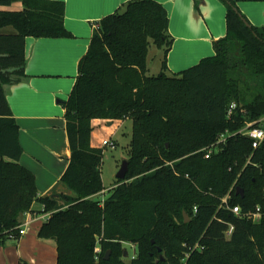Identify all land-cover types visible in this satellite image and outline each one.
<instances>
[{
    "label": "trees",
    "instance_id": "obj_1",
    "mask_svg": "<svg viewBox=\"0 0 264 264\" xmlns=\"http://www.w3.org/2000/svg\"><path fill=\"white\" fill-rule=\"evenodd\" d=\"M17 1L20 10L0 8V244L17 237L20 215L39 202L50 215L38 237L56 245L57 264H124V243L136 247L130 264H264V141L252 148L238 133L264 117V26H247L236 2L222 0L226 33L212 42L214 54L167 74L173 38L161 3L128 0L102 17L62 103L70 157L60 179L73 195L38 197L33 173L19 163L4 86L26 77L27 36L72 35L62 1L0 6ZM150 44L163 52L157 75L146 73ZM94 119L132 127L128 171L103 200ZM225 132L232 135L205 158L201 149ZM226 195L239 215L220 206ZM257 207L258 220L245 216Z\"/></svg>",
    "mask_w": 264,
    "mask_h": 264
},
{
    "label": "crops",
    "instance_id": "obj_2",
    "mask_svg": "<svg viewBox=\"0 0 264 264\" xmlns=\"http://www.w3.org/2000/svg\"><path fill=\"white\" fill-rule=\"evenodd\" d=\"M60 1L64 3V27L72 36H27L24 40L26 77L4 86L8 105L18 125V142L22 149L19 163L33 173L38 197L73 195L60 179L70 157L62 103L74 85L79 60L88 49L98 21L128 0ZM156 1L167 11L168 31L173 38L166 55L167 74L184 70L214 54L212 42L226 33V7L222 0ZM234 1L249 24L264 26V0ZM21 7L20 3L19 9L13 10ZM146 73L153 74L149 72L147 60ZM125 121L94 119L91 125L116 123L118 129ZM90 143L95 147L102 146L92 141L91 134ZM102 185V191L97 194L101 200L106 192L103 180ZM58 202L62 207L67 205L62 199ZM48 213L50 215V212L42 211L39 202H34L29 211L20 215L19 225L26 222L25 232L0 244V264H20V261L57 264L56 245L38 237L39 229L49 218L45 216Z\"/></svg>",
    "mask_w": 264,
    "mask_h": 264
},
{
    "label": "rangeland",
    "instance_id": "obj_3",
    "mask_svg": "<svg viewBox=\"0 0 264 264\" xmlns=\"http://www.w3.org/2000/svg\"><path fill=\"white\" fill-rule=\"evenodd\" d=\"M19 1L13 2L8 6H0L1 9H19ZM149 52L147 57L148 69L150 75H157V69L161 66V59L163 52L157 49L153 44L149 46ZM131 120L127 119L125 124H122L116 128V123L109 125V123H98L92 126L91 138L92 141L98 143L101 146L103 138L115 140L116 146L111 149L110 147H103L102 163H101V177L106 188L103 198L108 194V191L116 183V173L119 169L122 160L127 159L129 155V142L131 138ZM100 200L102 197H98ZM124 248L127 251V256L123 257L124 264H130V260L136 254V247L131 243H124Z\"/></svg>",
    "mask_w": 264,
    "mask_h": 264
},
{
    "label": "built area",
    "instance_id": "obj_4",
    "mask_svg": "<svg viewBox=\"0 0 264 264\" xmlns=\"http://www.w3.org/2000/svg\"><path fill=\"white\" fill-rule=\"evenodd\" d=\"M235 108V103H232L229 107V111H228V114L231 113V110ZM239 134H242V135H246L248 136L250 139H251V146L252 148H257L261 145V143L264 141V117L258 119V120H255V121H251V122H247L246 125L240 129L238 131ZM232 134L230 133H222L220 134L217 139L211 143L210 145L208 146H205L204 148H202L201 150L205 151L204 152V157L205 158H208L210 156L211 153H213L214 151H217L219 149V146L221 144H224L227 137L228 136H231ZM101 145L103 147H110L111 149L115 148L116 144L113 140L111 139H103L102 142H101ZM221 205H224L226 206L228 209L231 210V212H233L234 214L236 215H239L240 213V209L238 206H232V207H229L228 205V201H227V195L224 196L222 199H221ZM45 216H49V213L48 214H45ZM247 218H250L252 219L253 221H256L258 220V218L260 217V213H259V208L257 207L256 210L254 212H249L245 215ZM25 223L21 224V225H18V235H22L24 234L25 232ZM232 230V226L229 227V229L227 230L226 234L229 235L230 232ZM196 248H200L198 246V244H196L193 249H196ZM100 252V246L98 243H96L95 247H94V253H95V259L98 258V254ZM188 254L186 253L184 258L182 259V261L184 262L185 259L187 258Z\"/></svg>",
    "mask_w": 264,
    "mask_h": 264
},
{
    "label": "water",
    "instance_id": "obj_5",
    "mask_svg": "<svg viewBox=\"0 0 264 264\" xmlns=\"http://www.w3.org/2000/svg\"><path fill=\"white\" fill-rule=\"evenodd\" d=\"M240 17L242 18V20L244 21V23L247 26H249L248 21H246V19H244L241 15H240ZM127 171H128V161L126 159H124V160L121 161L120 166H119V169L117 170L116 178L117 179H124ZM158 250H160V249H158ZM109 253H110L109 251L106 252V254L104 256V260H107L108 259ZM124 256H126V250L124 251Z\"/></svg>",
    "mask_w": 264,
    "mask_h": 264
}]
</instances>
